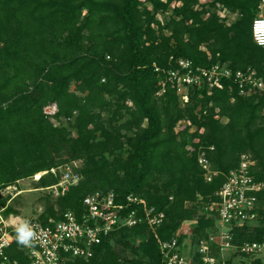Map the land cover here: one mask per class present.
<instances>
[{"label":"trees","instance_id":"1","mask_svg":"<svg viewBox=\"0 0 264 264\" xmlns=\"http://www.w3.org/2000/svg\"><path fill=\"white\" fill-rule=\"evenodd\" d=\"M199 3L0 0V189L45 172L43 186L57 185L61 172L52 169L82 161L80 184L58 198L60 214L52 207L39 221L60 220L67 211L80 217L85 197L114 192L118 203L135 196L166 214L156 232L160 239L196 220V240L215 227L216 216L205 206L218 200L242 153L253 155L252 173L264 182L263 95L243 97L228 80L211 96L191 89L186 108L170 83L157 95L167 76L156 68H171V58L205 68L221 62L233 71L254 69L264 78V49L254 43L251 29L262 0ZM224 9L237 17L231 27L219 15ZM52 106L57 112L49 115L45 108ZM52 118L67 127H57ZM182 120L189 125L177 132ZM202 148L218 172L211 183L198 164ZM65 152L68 158L59 161ZM258 201L257 231L264 233V190ZM248 228L236 230V244L262 241L252 239ZM156 233L145 223L122 228L92 259L74 264H118L112 253L99 261L117 234L153 244L164 264ZM11 256L25 262L19 251Z\"/></svg>","mask_w":264,"mask_h":264},{"label":"built area","instance_id":"2","mask_svg":"<svg viewBox=\"0 0 264 264\" xmlns=\"http://www.w3.org/2000/svg\"><path fill=\"white\" fill-rule=\"evenodd\" d=\"M260 11L251 29L254 43L264 49V0ZM219 15L227 26L235 24L237 17L228 10H220ZM207 55L211 59V54ZM170 61L171 68H156V72L167 76V80L160 83L162 89L157 94L160 97L165 94L167 83H170L176 88L180 103L188 105L191 89H206L208 96H211L215 89L222 88L223 80L233 82L243 97L257 94L264 96V78L254 69L233 71L228 64L221 62L205 68L181 58H171ZM52 107L56 109L52 113L54 115L57 108ZM50 109L47 107L45 112ZM210 149L214 150L213 147ZM198 164L206 182L211 183L218 176L204 148L198 156ZM255 167L253 155L242 153L239 156L238 167L230 171L222 188L216 193L218 200L205 206L206 213L216 216L215 227L196 240L193 229L187 227L192 222H184L170 239H160L156 232L166 221L164 212L148 207L144 200L135 196L118 203L114 192L99 191L84 198L85 211L80 217L67 211L60 220L50 218L47 222L29 224L34 236L31 243L25 246L17 242L18 227L7 216L9 206L0 200V264H74L79 260L89 261L96 249L113 233L142 223L156 233L164 264H235L234 257L264 255V245L256 242L235 243L236 230L254 227L259 223L258 194L264 190V182L256 181L252 173ZM57 171L61 172L60 182L48 189L60 198L70 188L78 186L82 176L72 165L50 172L56 174ZM13 250L24 255V263L11 256Z\"/></svg>","mask_w":264,"mask_h":264},{"label":"rangeland","instance_id":"3","mask_svg":"<svg viewBox=\"0 0 264 264\" xmlns=\"http://www.w3.org/2000/svg\"><path fill=\"white\" fill-rule=\"evenodd\" d=\"M210 3V0H200V5L208 4ZM199 5V6H200ZM218 11L217 9L212 10ZM261 14V13H260ZM226 26L227 24L224 23ZM229 27V26H227ZM206 46H203V50L206 51L209 49H205ZM207 48V47H206ZM183 108L188 107L187 104L183 105L180 103ZM3 108H5V105L0 104ZM47 109V108H45ZM195 112H199L200 107H197L195 109ZM56 109L54 107H51L50 110H47L46 113L49 115H53L52 113H55ZM111 116L109 114L105 115V119L108 122V119ZM52 122L57 127H67V122H60L56 119H51ZM125 121H121L119 124H124ZM189 122L187 120H182L178 123L176 131L178 132L182 126H188ZM68 129L73 133V136L75 135L74 130L71 127H68ZM193 131V129H192ZM64 156L61 159H58L59 161H66L68 158L67 153L65 152L63 154ZM67 165H72L74 169L77 171H81L84 168V163L82 161H73ZM63 165L62 167H64ZM43 175L46 174H40V178L32 177V178H26L21 179L20 181H17L13 185H9L6 187H3L0 189V200L2 202H5V205L9 206V213L8 218L12 222H14L17 227H21L24 224H31L33 222L39 221V219L43 217L49 216V210L53 207L54 210H56L60 214V203L59 199L54 196L53 193L48 189L49 187L45 188L43 184L41 183V180ZM199 212L196 216L198 217ZM193 224L187 226L192 229H194L195 225L197 224L196 220L191 221ZM260 226V222L255 225V228H258ZM253 226H249L248 232L252 233L250 236L252 239H260L261 242H256L261 245H264V233L263 231L259 232L255 229ZM255 229V231H254ZM193 231V230H192ZM254 231V232H253ZM194 233V232H193ZM257 241V240H256ZM111 251H104L100 254L99 261H102L103 259H107L111 253L113 255H117L120 258V261H118V264H159L158 261V255L157 251L154 250L153 244H146L142 240L137 239H125L123 235L117 234L112 238V241L110 243ZM239 258V259H238ZM233 259V257H232ZM235 264H264V255L260 254L258 256L254 257H234Z\"/></svg>","mask_w":264,"mask_h":264},{"label":"clouds","instance_id":"4","mask_svg":"<svg viewBox=\"0 0 264 264\" xmlns=\"http://www.w3.org/2000/svg\"><path fill=\"white\" fill-rule=\"evenodd\" d=\"M34 236L32 228L28 224H24L17 229V242L22 245H29Z\"/></svg>","mask_w":264,"mask_h":264},{"label":"bare ground","instance_id":"5","mask_svg":"<svg viewBox=\"0 0 264 264\" xmlns=\"http://www.w3.org/2000/svg\"><path fill=\"white\" fill-rule=\"evenodd\" d=\"M38 178H40V176Z\"/></svg>","mask_w":264,"mask_h":264}]
</instances>
